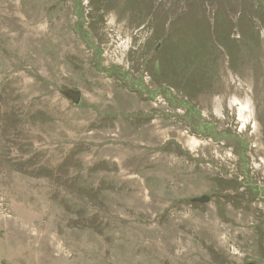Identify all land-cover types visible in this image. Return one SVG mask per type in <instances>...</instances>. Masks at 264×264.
<instances>
[{"label": "rangeland", "instance_id": "obj_1", "mask_svg": "<svg viewBox=\"0 0 264 264\" xmlns=\"http://www.w3.org/2000/svg\"><path fill=\"white\" fill-rule=\"evenodd\" d=\"M249 263L264 0H0V264Z\"/></svg>", "mask_w": 264, "mask_h": 264}, {"label": "water", "instance_id": "obj_2", "mask_svg": "<svg viewBox=\"0 0 264 264\" xmlns=\"http://www.w3.org/2000/svg\"><path fill=\"white\" fill-rule=\"evenodd\" d=\"M68 97L70 99H72V101H73L74 104H77L79 102V99H80V95L79 94H75L73 92H69L68 93ZM208 200H209L208 197H206V196H200L198 198L191 199V202L202 204V203L208 202ZM249 264H252V263H249Z\"/></svg>", "mask_w": 264, "mask_h": 264}, {"label": "trees", "instance_id": "obj_3", "mask_svg": "<svg viewBox=\"0 0 264 264\" xmlns=\"http://www.w3.org/2000/svg\"><path fill=\"white\" fill-rule=\"evenodd\" d=\"M189 114H191V113H189Z\"/></svg>", "mask_w": 264, "mask_h": 264}]
</instances>
